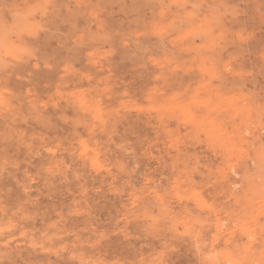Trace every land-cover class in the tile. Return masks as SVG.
I'll return each instance as SVG.
<instances>
[{
  "label": "rangeland",
  "instance_id": "374dc122",
  "mask_svg": "<svg viewBox=\"0 0 264 264\" xmlns=\"http://www.w3.org/2000/svg\"><path fill=\"white\" fill-rule=\"evenodd\" d=\"M0 264H264V0H0Z\"/></svg>",
  "mask_w": 264,
  "mask_h": 264
}]
</instances>
